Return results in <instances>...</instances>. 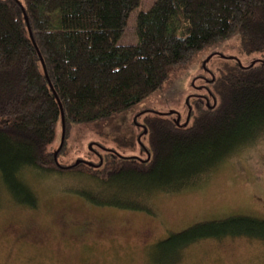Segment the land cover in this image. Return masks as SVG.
<instances>
[{"label":"trees","instance_id":"1","mask_svg":"<svg viewBox=\"0 0 264 264\" xmlns=\"http://www.w3.org/2000/svg\"><path fill=\"white\" fill-rule=\"evenodd\" d=\"M140 2L0 0V197L35 209L30 172L73 179L64 191L88 205L150 214L156 195L190 190L264 140V0H154L136 17L137 43L119 45ZM232 39L260 57L246 67L229 59L209 80L214 104H189L191 126L145 110L137 137H148L147 157L97 146L88 159L62 164L73 128L129 112L201 52ZM228 238L264 244V220L198 223L152 245L148 257L178 264L189 247Z\"/></svg>","mask_w":264,"mask_h":264},{"label":"rangeland","instance_id":"2","mask_svg":"<svg viewBox=\"0 0 264 264\" xmlns=\"http://www.w3.org/2000/svg\"><path fill=\"white\" fill-rule=\"evenodd\" d=\"M153 1L141 0L131 12L119 45L137 43L136 17ZM259 57L243 53L236 39L201 52L141 105L107 122L73 128L62 164L88 159L87 151L97 146L123 157H147L148 137L142 135L140 142L137 137L141 112L170 114L180 125L191 126L189 104L193 109L198 100L204 102L202 109L214 104L209 80L225 63L233 59L246 67ZM25 180L37 207L24 208L1 195L0 264H151L152 245L195 224L232 216L264 220V140L223 162L190 190L156 195L150 214L88 205L64 191L75 185L68 177L44 179L29 172ZM178 264H264V244L242 238L206 240L189 247Z\"/></svg>","mask_w":264,"mask_h":264},{"label":"water","instance_id":"3","mask_svg":"<svg viewBox=\"0 0 264 264\" xmlns=\"http://www.w3.org/2000/svg\"><path fill=\"white\" fill-rule=\"evenodd\" d=\"M63 136H64V123L62 122V139H61V144H60V147L62 146V143H63ZM91 148V147H89ZM60 149V148H59ZM55 158H56V154H55ZM54 158V159H55Z\"/></svg>","mask_w":264,"mask_h":264}]
</instances>
